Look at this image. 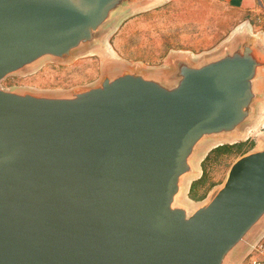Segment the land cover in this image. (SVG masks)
<instances>
[{
  "label": "water",
  "instance_id": "95a60500",
  "mask_svg": "<svg viewBox=\"0 0 264 264\" xmlns=\"http://www.w3.org/2000/svg\"><path fill=\"white\" fill-rule=\"evenodd\" d=\"M158 2L0 0V264H238L261 241L264 138L182 201L208 143L264 118V37L248 26L161 71L113 65L66 93L1 85Z\"/></svg>",
  "mask_w": 264,
  "mask_h": 264
},
{
  "label": "rangeland",
  "instance_id": "374dc122",
  "mask_svg": "<svg viewBox=\"0 0 264 264\" xmlns=\"http://www.w3.org/2000/svg\"><path fill=\"white\" fill-rule=\"evenodd\" d=\"M246 17L221 0H160L121 18L96 47L77 54L72 60L48 59L30 71L7 77L1 85L5 89L66 93L94 84L113 65H140L161 71L168 67V58L172 55L186 54L198 60L220 51L239 29L248 26L243 25ZM262 138L264 118L246 127L243 136L236 141L253 140L255 149ZM225 142L228 141H210L195 160L200 173L185 179L184 203L191 206L200 203L189 198L187 187L202 176V163L209 152ZM238 157L220 156L209 161L208 185L212 184V188L221 185ZM258 239L264 242V226Z\"/></svg>",
  "mask_w": 264,
  "mask_h": 264
},
{
  "label": "trees",
  "instance_id": "16d2710c",
  "mask_svg": "<svg viewBox=\"0 0 264 264\" xmlns=\"http://www.w3.org/2000/svg\"><path fill=\"white\" fill-rule=\"evenodd\" d=\"M254 144L255 143L253 140H245L233 144L226 143L212 149L202 163V176L194 180L190 186V190L188 193L189 197L195 201L203 200L207 196L210 189L213 187L212 184L208 185L207 164L209 161H211L213 158L217 159L220 156H240L251 150L254 147Z\"/></svg>",
  "mask_w": 264,
  "mask_h": 264
},
{
  "label": "crops",
  "instance_id": "0c3cea01",
  "mask_svg": "<svg viewBox=\"0 0 264 264\" xmlns=\"http://www.w3.org/2000/svg\"><path fill=\"white\" fill-rule=\"evenodd\" d=\"M233 10L245 14L244 24L254 35L264 37V0H221Z\"/></svg>",
  "mask_w": 264,
  "mask_h": 264
},
{
  "label": "built area",
  "instance_id": "2783aa9c",
  "mask_svg": "<svg viewBox=\"0 0 264 264\" xmlns=\"http://www.w3.org/2000/svg\"><path fill=\"white\" fill-rule=\"evenodd\" d=\"M243 264H264V242L260 241Z\"/></svg>",
  "mask_w": 264,
  "mask_h": 264
}]
</instances>
